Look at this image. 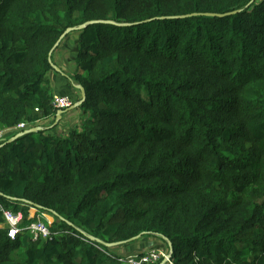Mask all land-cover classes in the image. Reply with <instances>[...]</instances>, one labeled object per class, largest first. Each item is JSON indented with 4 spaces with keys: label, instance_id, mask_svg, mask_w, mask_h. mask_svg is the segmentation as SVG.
<instances>
[{
    "label": "trees",
    "instance_id": "obj_1",
    "mask_svg": "<svg viewBox=\"0 0 264 264\" xmlns=\"http://www.w3.org/2000/svg\"><path fill=\"white\" fill-rule=\"evenodd\" d=\"M75 33L83 123L61 133L50 73ZM22 122L43 128L0 142V264H123L145 238L173 264H264V0H0V127Z\"/></svg>",
    "mask_w": 264,
    "mask_h": 264
},
{
    "label": "built area",
    "instance_id": "obj_2",
    "mask_svg": "<svg viewBox=\"0 0 264 264\" xmlns=\"http://www.w3.org/2000/svg\"><path fill=\"white\" fill-rule=\"evenodd\" d=\"M74 104V101L68 95L54 94L53 106L56 110L68 109L74 106ZM28 128L29 125L25 122H22L13 128L0 127V142L4 141L9 136L14 137L21 131ZM1 210L3 212L5 224L9 228V236L14 239L23 229L21 224L24 221V214L22 212L5 209L2 206ZM37 212L39 211L36 208L31 209L30 216L31 218H34V220L30 222L27 230L32 235L34 241L48 240L53 235L50 224L40 218V216L37 215ZM166 252H168V250L166 251L165 249L156 246L146 252L130 253L120 256L119 261L123 264H155L164 257L168 262H170V264H173Z\"/></svg>",
    "mask_w": 264,
    "mask_h": 264
},
{
    "label": "crops",
    "instance_id": "obj_3",
    "mask_svg": "<svg viewBox=\"0 0 264 264\" xmlns=\"http://www.w3.org/2000/svg\"><path fill=\"white\" fill-rule=\"evenodd\" d=\"M67 42L63 43V45L61 46V48H60L61 56H60V58H58L59 63L61 64L62 68L58 66L60 68V70L56 69V71L51 72L50 78H51L54 94L68 95L69 97L72 98V100L76 104L82 96H81V93L78 91L77 87L69 79V75H68V74L75 72V68L73 66L72 72L68 71L67 69L71 67V63H74V58H75L76 52H77L78 36H74L73 42L69 41L70 44H69V42L68 43ZM68 54H70L72 56V58H67ZM62 63H64L66 65V68H64ZM51 119L42 121L41 124L43 122H50ZM12 137L13 136H9L7 139H10ZM145 239H147L146 241H148L147 246L150 245L151 243H154L152 240H150V238H145ZM132 249H133V247H130L128 245L127 246H120V247L115 249L114 253L123 256V255H127V254L132 253ZM137 252L140 253L141 250H138Z\"/></svg>",
    "mask_w": 264,
    "mask_h": 264
},
{
    "label": "rangeland",
    "instance_id": "obj_4",
    "mask_svg": "<svg viewBox=\"0 0 264 264\" xmlns=\"http://www.w3.org/2000/svg\"><path fill=\"white\" fill-rule=\"evenodd\" d=\"M74 36H77V33H75V35L73 34V37L70 40V42H73ZM70 42H69V44H70ZM67 58H72V56L70 54H68ZM57 61L59 62V59H57ZM62 65L64 66V68H66V65L64 63H62ZM73 66H74V63H71V67L68 68L67 70L72 72ZM70 110L71 111L67 115H65L64 120L60 123V126L57 128V130H56L57 132L67 133L71 128L80 127L81 124L83 123V115L81 114L80 110H78V108L73 107V106L70 108ZM49 125H50V122H43L41 124V126H49ZM37 215L40 216V218L44 219L46 222H48V224H50V227L52 225H54V223L56 222L54 216L50 213H42L39 211V212H37ZM146 240L147 239L141 240L142 242L138 241L135 244H128V246L133 247L132 253H139V252H137L138 250H141V252H144V251L146 252V251H148V250H150L156 246L161 247V248L165 249L166 251L168 250L167 245L164 242V240H159V239L156 240L154 238H150V240H152L154 243H151L148 246H147L148 241H146ZM113 250L114 249H112L111 252H113ZM166 254H167V256H169L170 251L168 250V252H166ZM111 258H113V256H111ZM164 259L165 258L163 257V260L161 261L160 264L166 263V262L164 263ZM169 264H170V262H169Z\"/></svg>",
    "mask_w": 264,
    "mask_h": 264
},
{
    "label": "water",
    "instance_id": "obj_5",
    "mask_svg": "<svg viewBox=\"0 0 264 264\" xmlns=\"http://www.w3.org/2000/svg\"><path fill=\"white\" fill-rule=\"evenodd\" d=\"M86 26H87V24H83V25H80V26L77 27V28H68V29L65 31V33L62 34V36L60 37V39H59V41L57 42V44H56L55 47H57V46L59 45V43L61 42V40H62L67 34H69L70 32H72V31L75 30V29L83 30L84 28H86ZM51 54H52V52H51ZM56 69L60 70L59 67H56ZM76 87H77L78 89L81 90V96H82V98H81V100L78 101L73 107H78V106L81 105V104L85 101V99H86V89H85L83 86H81V85H77ZM68 110H69V109H61V110H58V112H57V118H56V121H55V124H54V125H57V124L61 121V119H62V117H63V114H64L66 111H68ZM54 125H53V126H54ZM42 128H43V127H41V126H33V127L28 128V129H25V130L21 131L20 133H18L17 135H15L14 137L8 139V140H7V143H11V142H13L14 140H16L18 137H20V136H22V135H24V134L31 133V132H36V131H38V130H41ZM140 236H141V235H140ZM140 236H137V237L133 238V240H137L138 238H140ZM167 241H168V240H167ZM168 244H169V247L172 248V243L168 241ZM105 245L108 246V247H113V246L120 245V243H114V244L105 243ZM171 256H172V249H170V255H169V258H171ZM165 262H167V259H164V263H165Z\"/></svg>",
    "mask_w": 264,
    "mask_h": 264
}]
</instances>
